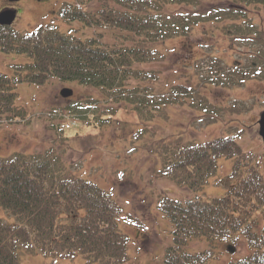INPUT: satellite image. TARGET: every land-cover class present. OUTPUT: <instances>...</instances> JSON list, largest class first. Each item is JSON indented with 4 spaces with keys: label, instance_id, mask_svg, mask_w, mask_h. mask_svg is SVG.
Listing matches in <instances>:
<instances>
[{
    "label": "trees",
    "instance_id": "obj_1",
    "mask_svg": "<svg viewBox=\"0 0 264 264\" xmlns=\"http://www.w3.org/2000/svg\"><path fill=\"white\" fill-rule=\"evenodd\" d=\"M216 1L203 6L207 0H66L60 14L91 30L82 36L51 23L32 31L0 24V49L31 59L15 63L14 74L0 71V122L24 117L25 109L15 103L18 82L44 84L58 77L102 89L132 88L130 79L150 76L139 64L161 56L157 42L189 35L198 23H220L232 44L245 43L249 53H256L258 64L251 62L239 81L264 78V21L254 18L264 16V0ZM176 89L180 94L190 90L182 84ZM166 154L162 172L194 191L216 172L220 155L233 157L234 163L223 195L159 197L158 208L173 224L165 263L204 264L214 250L191 251V240L236 241L242 235L250 252L228 264H264V174L257 153L229 135L187 141ZM0 205L18 219L16 224L0 219V264H21L19 249L47 256L79 252L91 264L127 259V236L117 224L121 205L96 182L64 171L47 151L0 156Z\"/></svg>",
    "mask_w": 264,
    "mask_h": 264
},
{
    "label": "rangeland",
    "instance_id": "obj_2",
    "mask_svg": "<svg viewBox=\"0 0 264 264\" xmlns=\"http://www.w3.org/2000/svg\"><path fill=\"white\" fill-rule=\"evenodd\" d=\"M64 1L0 0V10L14 7L17 12L12 25L21 31L51 23L67 33L90 34L79 20L61 16ZM213 1L217 2L207 0L203 6ZM254 18L264 21L263 15L254 14ZM220 26L198 23L189 35L157 42L161 56L139 64L150 76L145 81L130 79L127 86L132 88L127 90L102 89L58 77L44 84L18 82L15 103L25 109L24 117L0 122V156L14 151H47L64 171L96 182L121 205L117 224L127 236L128 253L121 264H166L173 224L158 208L160 196L210 198L226 192L224 178L233 169V157L220 155L216 172L194 191L162 172L166 152L187 141L233 135L245 149L257 153L264 174V142L258 133V119L264 110V79L255 76L239 81L238 76L245 75L244 69L251 62L258 64L256 53H249L245 43L232 44ZM29 60L25 53L0 49L2 72L14 74L15 63ZM178 84L190 90L180 94ZM64 87L72 88L73 93L62 96ZM176 95L181 97L174 98ZM0 219L18 222L1 205ZM228 244L235 250L230 251ZM208 247L214 254L204 264H228L250 252L242 235L236 241L196 239L187 244L191 251ZM18 251L21 264H91L79 252L47 256L40 251Z\"/></svg>",
    "mask_w": 264,
    "mask_h": 264
},
{
    "label": "water",
    "instance_id": "obj_3",
    "mask_svg": "<svg viewBox=\"0 0 264 264\" xmlns=\"http://www.w3.org/2000/svg\"><path fill=\"white\" fill-rule=\"evenodd\" d=\"M13 1V0H11ZM16 9L12 8V7H7L4 8L0 11V24H12V22L14 21L15 17H16ZM73 93V89L70 87H64L61 90V94L63 96H69ZM259 122V133L263 138L264 141V110L261 112L260 114V118L258 120ZM228 249L230 251H234L235 250V246L229 244L228 245Z\"/></svg>",
    "mask_w": 264,
    "mask_h": 264
}]
</instances>
